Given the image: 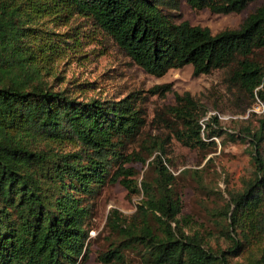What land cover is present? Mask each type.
<instances>
[{
	"label": "trees",
	"instance_id": "trees-1",
	"mask_svg": "<svg viewBox=\"0 0 264 264\" xmlns=\"http://www.w3.org/2000/svg\"><path fill=\"white\" fill-rule=\"evenodd\" d=\"M250 1L185 0L216 13L241 11ZM178 6L179 0H0V264H83L89 198L106 183L132 181L123 165L132 154L120 148L145 123L136 96L80 98L51 79L58 63L88 42L79 18L110 35L147 73L161 76L185 64L194 75L227 68L228 83L263 97L264 63L253 54L264 48V2L239 27L216 33L164 11ZM170 108L178 121L175 138L191 147L206 144L201 131L212 123L202 125L198 100L175 92ZM237 134L248 139L256 172L221 214L242 241L212 250L197 231H185L175 175L157 155L155 178L142 180L145 198L138 205L143 220L149 213L156 225L124 221L114 209L109 224L123 237L100 257L123 260L122 249L138 246L142 264H229L227 254H238L243 241L264 239L263 123ZM254 264H264V247Z\"/></svg>",
	"mask_w": 264,
	"mask_h": 264
},
{
	"label": "rangeland",
	"instance_id": "rangeland-1",
	"mask_svg": "<svg viewBox=\"0 0 264 264\" xmlns=\"http://www.w3.org/2000/svg\"><path fill=\"white\" fill-rule=\"evenodd\" d=\"M263 2L252 0L241 11L216 13L208 8H193L185 0H179L177 9L164 8V11L176 22L186 19L216 33L239 27L244 16ZM80 19L89 34L88 42H84L79 54L58 63L56 76H51L54 86H67L80 98L118 99L135 95L145 119L139 134L120 148L124 154H132L123 164L132 170L128 175L132 180L129 186L118 181L106 183L89 198V253L83 264L143 263L142 250L138 246L122 249L123 260L106 261L100 255L123 237L109 224V215L114 209L124 221L142 224L147 220L156 225L149 213L143 220L138 205L145 198L142 180L155 178L157 155L175 175L173 189L181 201L178 217L185 231H197L203 245L212 250L227 249L233 241H242V235H231L227 231L221 209L231 195L241 192L255 176L248 139L237 133L243 127L256 129L262 123L264 128V110L258 107V103L264 104V86L261 87L263 97L256 93L252 96L227 82V68L194 75L191 64L171 68L161 76L152 75L135 63L110 35ZM65 28L62 26L60 30ZM253 56L264 63V48L256 49ZM162 83H168L169 90L156 92L153 86ZM184 91H189L204 108L202 125L205 126V121L212 123L211 127H205H209L206 131H201L206 140L201 147L185 145L174 136L178 121L170 107L175 104V92ZM208 131L212 134L209 137ZM159 144L160 149L157 148ZM261 151L264 156V141ZM243 243L238 254H227L229 264H254L264 247V239L258 242L254 237Z\"/></svg>",
	"mask_w": 264,
	"mask_h": 264
},
{
	"label": "built area",
	"instance_id": "built-area-1",
	"mask_svg": "<svg viewBox=\"0 0 264 264\" xmlns=\"http://www.w3.org/2000/svg\"><path fill=\"white\" fill-rule=\"evenodd\" d=\"M261 106V109L264 110V104L262 102L258 103V107Z\"/></svg>",
	"mask_w": 264,
	"mask_h": 264
}]
</instances>
